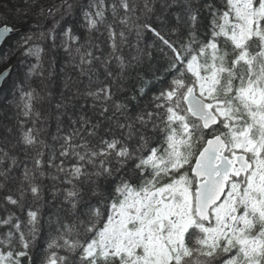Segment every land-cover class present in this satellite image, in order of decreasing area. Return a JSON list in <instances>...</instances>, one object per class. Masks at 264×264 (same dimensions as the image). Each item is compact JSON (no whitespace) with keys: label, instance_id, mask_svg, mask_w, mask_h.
<instances>
[{"label":"snow or ice","instance_id":"1","mask_svg":"<svg viewBox=\"0 0 264 264\" xmlns=\"http://www.w3.org/2000/svg\"><path fill=\"white\" fill-rule=\"evenodd\" d=\"M25 4L15 15L35 8L34 27L19 35L14 51L35 63H26L14 84V104L0 106V143L12 135L14 107L13 117L21 125V116L31 118L33 127L13 147L34 155L28 167L0 147V165L9 162L0 167V190L8 189L0 207L23 211L29 194L42 201L37 180L48 177L54 211L44 219L40 207L29 206L25 222L10 211L0 218L7 229L0 233V264H264V0ZM77 12L83 43L70 23ZM15 31L0 25V41ZM94 32H106L109 51L94 42ZM147 34L152 42L141 47ZM131 35L135 55L126 58L121 49ZM149 49L161 54L162 66L154 67ZM10 74L0 73V81ZM81 76L88 79L83 90ZM45 99L54 101L57 122L51 144L35 127V105ZM18 166L22 179L13 192L8 185ZM45 228L41 252L36 242Z\"/></svg>","mask_w":264,"mask_h":264},{"label":"trees","instance_id":"2","mask_svg":"<svg viewBox=\"0 0 264 264\" xmlns=\"http://www.w3.org/2000/svg\"><path fill=\"white\" fill-rule=\"evenodd\" d=\"M28 2L30 3L31 0H28ZM40 2L45 5L48 6L49 4L53 3L54 0H40ZM55 2H59V0H55ZM111 0H106V3H110ZM202 2V0H201ZM215 2L217 3V5L219 6V4L222 2V0H215ZM3 4H8V9H5L3 7H0V25L4 24V23H8L10 25H14L15 29H19V32L10 36L5 45L3 46V48L0 51V56H4L7 57V54L9 52H13L14 51V47H15V43L17 41V39L19 38V35L23 32L29 31L32 27H34V23H33V19H32V13L36 12V9L33 8L31 10V13L28 16L25 17H17L15 15L14 9L16 7L19 8H25L27 5L25 4V0H0V5ZM121 15L123 14L122 12L120 13ZM106 17H107V21L108 22H112L113 21V17L111 15V12L108 11L106 12ZM68 21H66L65 23H67ZM70 23L72 24L73 27V32L76 35H79L81 37V43H83V37L86 35V28L84 26V21L82 20L79 12H77L76 16L74 19H72L70 21ZM157 23H159V21H157ZM168 23L171 25H175L176 21L172 18V17H168ZM207 24H208V20H207V14H204L202 16L201 19V31H207ZM121 25L117 22L115 24V28L117 31L121 30ZM101 31L104 32V28L101 27ZM127 35V32H126ZM107 34L105 32L104 36H100L97 33H93V37L94 42H100L101 43V47L104 48L105 52L109 51V47H108V41L106 38ZM117 40L119 41V37L117 38ZM128 44H125L122 46V54L126 57L129 58L132 55H135V48H134V44H135V38L134 35L128 36ZM151 36L150 34H147L145 36V41L142 42L141 47L144 46V43H148L151 44ZM75 46V45H73ZM45 47H47V45H45ZM150 51H152L153 53V59H152V63L154 65V67H160L164 64V59L161 56V54L157 51H155L154 49H149ZM97 55L99 54L98 52L96 53ZM51 55V53H47L44 56V60H45V67H47V60L48 57ZM26 63H35V58H28L27 60L25 59V57H23L21 55L20 51H14V54H12L10 56V58H6V60H0V71L11 67V74L9 76V78L6 80L5 85L2 89V91L0 92V106L3 105H12L14 104V100L13 97L14 96H18V92L16 91V89L14 88V84L16 82H18L21 78V76L23 75L24 71H25V66ZM115 62L113 61V64ZM56 70L60 73V80L62 81L65 73H66V64L64 62L63 57H61L60 59H58V63L56 65ZM78 72V70H76ZM68 74L71 75H76V72H69ZM45 75H47V73H45ZM101 79H103V76H101ZM80 80V88L83 90L87 85H88V79L87 77L81 76L79 78ZM31 83L33 84L34 87L36 88H40L41 87V79L39 77H34L31 81ZM55 81L53 82V96L56 95V91H55ZM52 103L48 101L47 99L41 101L40 103L36 104L35 107L37 109L40 110L41 112V117L40 119L37 121L35 127L37 129H39V138L43 139L46 143L51 144L53 143L52 141V137L54 135L57 134V122L56 119L54 117V113H53V108H52ZM79 106V104L77 103V107ZM71 110V109H70ZM15 108L13 107L9 112V118H10V127L12 128V135L9 137L8 142L5 143H0V147L5 148L6 150H8L10 152V154H15L18 155L19 158L21 160H25L27 162L28 167H32V163H31V157L34 155V152L32 150H29L28 155L25 156L23 155L18 148L13 147V145L15 144L16 140L22 135V133L24 131H27L29 128L33 127L31 118H25L23 116H21L19 119L21 121H23V124L21 125L14 117H13V113L15 112ZM0 115H3V111H0ZM63 120V127L64 130L67 131V126H68V117L67 116H63L61 118ZM46 121V123H45ZM57 147H59V145H57ZM45 155H44V160L47 161L48 159V149H45ZM8 161H5L3 165H0V167H6L8 165ZM45 171L48 172L50 171L47 167H45ZM21 172H22V166H18L16 168L13 169L12 174L17 178V180L15 181V183H10L8 185V188H11L13 192H15V187L16 184L19 183L20 179H22L21 176ZM37 183L41 185V187L44 190V194H43V200L42 201H36L33 202V198L31 197V195H27L25 197L24 200V210L21 211L20 209L11 206V205H4L3 207H0V218L5 217L7 215V212H14L17 216L20 217V220L22 222H25L27 220V209L29 208V206H31L33 208V210L36 207H40V211H41V215L44 219L47 218V216L51 215L52 212L54 211L52 204L50 203L52 201V197L50 195L49 189L52 187V181L50 178L48 177H44L41 179L37 180ZM59 187L61 189L68 187V185L65 184H60ZM8 189H4V190H0V204H3V200L2 197L4 195L7 194ZM63 196L61 195L60 197H58V199L62 200ZM7 209V211L5 210ZM43 223V220H42ZM7 231L6 228H0V233H3ZM49 236H48V231L45 228L42 233H41V237L40 239L36 242V248L38 251L43 252V250L46 248V241L48 240ZM52 251L54 252H58L59 255H63V251L62 250H57V249H52ZM34 264H35V258H34Z\"/></svg>","mask_w":264,"mask_h":264},{"label":"water","instance_id":"3","mask_svg":"<svg viewBox=\"0 0 264 264\" xmlns=\"http://www.w3.org/2000/svg\"><path fill=\"white\" fill-rule=\"evenodd\" d=\"M18 32H19V29H16V31H15L14 33H12V34H10L9 36H7L3 41H0V51H1V49L3 48V46L5 45L7 39H8L10 36H12V35H14V34H16V33H18ZM8 69L12 70L11 67L6 68L5 70H8ZM5 70H3L1 73H3ZM4 84H5V81H0V91H1V89H3Z\"/></svg>","mask_w":264,"mask_h":264},{"label":"rangeland","instance_id":"4","mask_svg":"<svg viewBox=\"0 0 264 264\" xmlns=\"http://www.w3.org/2000/svg\"><path fill=\"white\" fill-rule=\"evenodd\" d=\"M4 70H5V69H4ZM2 71H3V70H2ZM2 71H0V73H1ZM1 91H2V89H1ZM1 91H0V92H1Z\"/></svg>","mask_w":264,"mask_h":264},{"label":"bare ground","instance_id":"5","mask_svg":"<svg viewBox=\"0 0 264 264\" xmlns=\"http://www.w3.org/2000/svg\"><path fill=\"white\" fill-rule=\"evenodd\" d=\"M8 78H9V77H8ZM8 78H7V79H8ZM5 82H6V81H5ZM4 85H5V84H4Z\"/></svg>","mask_w":264,"mask_h":264}]
</instances>
